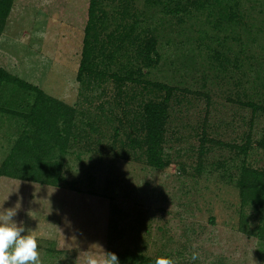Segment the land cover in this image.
<instances>
[{
	"label": "rangeland",
	"instance_id": "rangeland-1",
	"mask_svg": "<svg viewBox=\"0 0 264 264\" xmlns=\"http://www.w3.org/2000/svg\"><path fill=\"white\" fill-rule=\"evenodd\" d=\"M193 1L97 4L99 38L109 49L119 47L111 68L132 66L150 37L157 62L144 77L173 87L178 97L169 101L163 168L113 139L117 123L99 110L109 99L98 94L100 86L80 90L90 0L12 1L0 34V67L75 106L78 126L88 133L71 141L64 156L54 150L51 158L64 165L58 186L0 177V213L18 204L13 220L24 227L22 235L38 238L41 264H87L89 257L102 264L110 252L119 261L125 252V258L188 264H264L260 212L242 204L239 188L245 166L264 171V113L245 105L264 101V0ZM131 25L134 32L121 44ZM106 88L112 92L111 83ZM35 97L0 85V164L20 136L31 135L25 115ZM86 122L99 130L90 132ZM122 131L117 139H124ZM247 138L243 153L238 145ZM193 251L200 254L196 261Z\"/></svg>",
	"mask_w": 264,
	"mask_h": 264
},
{
	"label": "trees",
	"instance_id": "trees-1",
	"mask_svg": "<svg viewBox=\"0 0 264 264\" xmlns=\"http://www.w3.org/2000/svg\"><path fill=\"white\" fill-rule=\"evenodd\" d=\"M12 1L0 0V34ZM193 3L196 6L200 4L197 0ZM97 4L98 0H90L88 7L76 77L80 90H93L100 86L98 94L106 95L109 99L105 100L108 107L104 106V102L98 104L99 110L110 113L111 121L117 123L114 126L113 139L121 140V145L125 148L138 151L144 156L147 164L163 168L169 161L165 157L164 150L169 101L178 97L173 87L144 77L147 69L157 62V52L150 37H146V40L140 44L132 66L127 62L117 70L111 68V64L118 60L119 47L109 49L99 38L97 26L101 20L97 13ZM175 12H178V9H175ZM134 29V25H131L124 31L120 37L121 44L131 36ZM137 63L140 66L134 67L133 65ZM3 83L35 91L36 97L30 112L25 115L31 123V135L23 134L16 140L10 153L0 164V177L28 179L58 186L65 181L64 165L62 160L51 158L54 150L56 149L58 156L62 157L68 151L71 141L79 142L84 135L88 137L85 129L78 126L76 107L46 95L38 87L0 67V85ZM109 83L112 84V92L106 88ZM129 86H135L138 92L133 91V94L129 95ZM84 94L86 95V92ZM132 99L137 100L136 105L130 109L128 103ZM245 105L250 107L253 113L257 111L264 113V101L261 103L249 100ZM85 124L89 125L90 132L99 130V126L90 122ZM122 129H124L122 131L124 139H117ZM249 145L250 140L247 138L243 144L238 145V148L246 153ZM200 148L202 152L204 147ZM125 150L128 152V149ZM239 188L242 204H250L256 212H260L257 232L261 233L264 231V171L245 166L239 180ZM125 254V252L120 254L122 255L120 264H127L126 262L130 260L134 264H154L155 261V258L140 254L132 255V253H128L125 258L123 257ZM176 264L188 263L176 262Z\"/></svg>",
	"mask_w": 264,
	"mask_h": 264
},
{
	"label": "clouds",
	"instance_id": "clouds-1",
	"mask_svg": "<svg viewBox=\"0 0 264 264\" xmlns=\"http://www.w3.org/2000/svg\"><path fill=\"white\" fill-rule=\"evenodd\" d=\"M17 208H8L0 213V264H41L39 257L38 238L29 231L25 232L24 227L18 226L13 220L17 214ZM199 252L193 251L191 259H199ZM87 264H98L97 260L89 257ZM102 264H120L116 253H107ZM154 264H176L172 258L159 256L155 258Z\"/></svg>",
	"mask_w": 264,
	"mask_h": 264
}]
</instances>
